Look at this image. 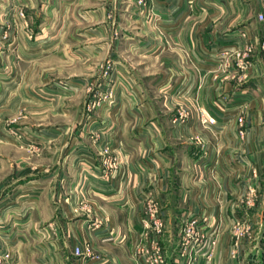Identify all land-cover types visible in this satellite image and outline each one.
Returning <instances> with one entry per match:
<instances>
[{
  "label": "crops",
  "instance_id": "obj_1",
  "mask_svg": "<svg viewBox=\"0 0 264 264\" xmlns=\"http://www.w3.org/2000/svg\"><path fill=\"white\" fill-rule=\"evenodd\" d=\"M160 12L164 36L151 44L162 50L165 70L154 79L161 100L127 86L121 105L77 131L62 169L0 182L9 264H151L138 252L156 239L165 264H178L191 211L206 217L209 243L207 252L194 249L195 264H239L230 238L237 216L258 223L241 256L264 264V0H162ZM202 111L216 123H203ZM252 193L258 217L246 206ZM148 199L165 220L159 236L144 225Z\"/></svg>",
  "mask_w": 264,
  "mask_h": 264
},
{
  "label": "rangeland",
  "instance_id": "obj_2",
  "mask_svg": "<svg viewBox=\"0 0 264 264\" xmlns=\"http://www.w3.org/2000/svg\"><path fill=\"white\" fill-rule=\"evenodd\" d=\"M161 1L0 0V170L7 172L0 182H7V174L19 179L35 171L48 175L62 169L77 131L88 121L103 119L107 108L121 105L130 90L126 91L127 86L132 89L134 83L147 99L161 100L156 88L162 83L154 79L165 70L162 50L151 44L152 40L161 44L164 36ZM121 75L134 81L121 82ZM177 113L181 118L185 112ZM202 113L203 123L210 124L211 117L216 121L214 115ZM238 119L244 123L242 114ZM256 196L240 199L258 217L259 211L253 210ZM148 202L145 226L152 220L147 217L151 199ZM154 206L155 220L162 226L157 229L153 222L149 226L159 236L166 225L160 205L155 202ZM195 213L185 216L178 264H195L194 249L202 252L209 246L203 225L206 217ZM235 218L230 224L231 254L239 264H247L242 246L244 240L254 238L258 223ZM186 222L197 229L195 243L184 240ZM0 251V264H9L12 254L1 243ZM138 254L145 263L151 256L154 264L167 262L158 239L148 249L142 242ZM205 256L210 260V253Z\"/></svg>",
  "mask_w": 264,
  "mask_h": 264
},
{
  "label": "built area",
  "instance_id": "obj_3",
  "mask_svg": "<svg viewBox=\"0 0 264 264\" xmlns=\"http://www.w3.org/2000/svg\"><path fill=\"white\" fill-rule=\"evenodd\" d=\"M259 17H260V19H263L264 15H260ZM261 48H262V50L264 52V40L261 42ZM187 116L188 115L186 113H184L181 116L182 119L181 118L180 119L182 121H186ZM208 122L210 124H215L216 123V121H215V119L213 117L209 118ZM151 197H153V193H151ZM151 201L152 202H151L150 208L148 210L147 217H148V220H151V218H152V220L150 222H148V224H151V222H153V225L156 226V228L158 229V227H161L162 224L160 223L161 221L159 222L158 220H155V216H156V211H155V206H154L155 202H153V200H151ZM188 221H191V219H189ZM95 225L98 226L97 223H95ZM184 230H185V235H186L184 237V240L186 241V243L191 242V239H192V243H195L194 240L196 241V239H197L196 238L197 229L190 222L189 223L186 222ZM85 251L86 250L83 251L80 247H76V249H75V252H76L77 255H83L85 253ZM87 252L89 253L90 250L87 249ZM153 257L154 256H151V258H150L151 259L150 260L151 264H154Z\"/></svg>",
  "mask_w": 264,
  "mask_h": 264
}]
</instances>
